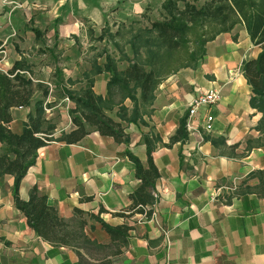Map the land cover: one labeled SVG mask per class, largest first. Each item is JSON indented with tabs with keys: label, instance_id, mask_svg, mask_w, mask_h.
<instances>
[{
	"label": "crops",
	"instance_id": "crops-1",
	"mask_svg": "<svg viewBox=\"0 0 264 264\" xmlns=\"http://www.w3.org/2000/svg\"><path fill=\"white\" fill-rule=\"evenodd\" d=\"M163 1L0 0V71L18 65L17 71L48 85L46 118L56 125L54 139L38 150L22 178L19 196L26 200L37 187L68 219L82 209L85 232L99 243L109 244L110 235L91 214L110 225L130 226L127 243L110 264H264L263 113L251 104L254 92L242 70L259 49L243 25L208 41L197 65L163 79L143 122L122 121L128 142L97 130L77 143L58 140L74 127L70 108L75 104L65 99L64 90H80L92 76L94 92L108 95L111 73H93L92 67L104 66L107 53H114L109 33L135 19L160 20ZM209 88L219 89L220 99L201 106L188 137L171 143L193 99ZM32 97L30 106L11 109L13 132L23 131L42 90ZM125 104L132 107L130 99ZM117 111L109 115L120 121ZM208 114L214 120L209 132ZM146 138L154 144L159 169L153 213L120 216L116 213L128 208L129 195L140 184L127 151L147 165ZM5 147L0 141V153ZM14 179L11 174L0 178V264H82L78 249L50 242L30 227L15 203ZM79 251L86 258L83 248Z\"/></svg>",
	"mask_w": 264,
	"mask_h": 264
},
{
	"label": "trees",
	"instance_id": "trees-1",
	"mask_svg": "<svg viewBox=\"0 0 264 264\" xmlns=\"http://www.w3.org/2000/svg\"><path fill=\"white\" fill-rule=\"evenodd\" d=\"M160 20L153 21L151 26H143L133 22L130 26H121L112 34L113 44L118 48L117 35L128 30L126 43L132 55L120 46V56L107 53L104 66L93 64V73L108 70L111 73L108 91L105 97L93 90L92 76H86L85 86L80 90L65 89L64 94L74 102L70 108L74 127L62 132L58 140L77 143L92 130L102 135H110L117 141L128 142L122 121L127 123L143 122V114L155 98V90L163 79L182 67L195 66L206 54V43L214 40L220 33L232 31L237 25H243L250 39L257 45L259 52L247 59L242 66L244 75L253 90L251 104L263 113L264 122V0H206L198 7L194 3H186L184 7L177 0L162 2ZM105 32L100 35L103 39ZM237 38V34H235ZM119 49V48H118ZM126 61L127 66L120 68L118 62ZM15 69L9 73L0 71V141L6 147L0 153V178L5 174L14 176V200L19 209L27 216L31 228L43 238L60 245H71L78 249L81 263L85 258L80 248H108L115 246L113 255L120 253L127 243L130 226L110 225L100 216L89 214L101 221L110 235V243L103 244L91 240L86 232L87 219L80 208H76L72 218L62 217L51 205L45 195L39 193L37 187L31 190L28 199L19 196L22 178L37 158L38 150L54 139L56 128L50 119L46 118L44 99L49 87L40 82H34ZM22 66H19L21 68ZM42 90L43 99H39L24 123L22 132L15 133L9 127L12 120L11 109L17 106H30L36 90ZM130 99L132 107L125 101ZM118 109L120 121L114 120L109 111ZM186 121L183 120L171 143L187 138ZM148 164L143 165L138 156L127 151L136 167V177L140 184L129 197L131 204L120 216L132 213H153L156 196L153 189L159 177V169L155 165L152 149L154 144L146 138ZM147 208V209H145ZM103 211V210H101ZM103 260L100 264H110Z\"/></svg>",
	"mask_w": 264,
	"mask_h": 264
},
{
	"label": "rangeland",
	"instance_id": "rangeland-1",
	"mask_svg": "<svg viewBox=\"0 0 264 264\" xmlns=\"http://www.w3.org/2000/svg\"><path fill=\"white\" fill-rule=\"evenodd\" d=\"M206 0H177V3L184 7L186 3H194L196 4L198 7H201L203 4H205ZM158 11L155 14H150L148 15L149 18L153 15L154 18L157 17ZM160 17V16H159ZM156 21V20H153ZM151 19L143 21V20H139V19H135L134 22H140L142 23L143 26L147 27V26H151L152 22ZM132 25V24H129ZM114 29L111 30V33L114 34L115 32H113ZM128 30L122 31L121 34L117 35L116 40L119 41L118 44V48L114 46V44L111 42L112 45V49L114 50V53L117 50L120 51V46H122L124 48V50H126L128 52V54L130 53V55H132V51L129 47V45L126 43V39L129 38L128 37ZM111 36V35H110ZM114 41V37L112 39ZM124 61V60H122ZM115 246H110L108 248H88V249H84L83 251L85 253V262L86 264H99L101 261L99 260H108V259H112L115 257V255L112 254V252L114 251Z\"/></svg>",
	"mask_w": 264,
	"mask_h": 264
},
{
	"label": "built area",
	"instance_id": "built-area-1",
	"mask_svg": "<svg viewBox=\"0 0 264 264\" xmlns=\"http://www.w3.org/2000/svg\"><path fill=\"white\" fill-rule=\"evenodd\" d=\"M50 90H53V87L50 85ZM221 97V91L217 88H209L207 91L200 93L197 97L193 99V101L190 104L189 108V115L186 119V128L191 130L192 128V118L194 114L198 111V109L203 105H211L215 104ZM67 101H70L69 97L65 98ZM45 108L46 104H45ZM48 109V108H47ZM213 115L208 114L206 118V124H205V130L209 132L213 128ZM147 209V208H145ZM143 217H147L146 212H144Z\"/></svg>",
	"mask_w": 264,
	"mask_h": 264
}]
</instances>
